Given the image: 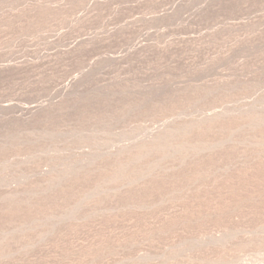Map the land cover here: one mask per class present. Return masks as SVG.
<instances>
[{"label":"rangeland","instance_id":"obj_1","mask_svg":"<svg viewBox=\"0 0 264 264\" xmlns=\"http://www.w3.org/2000/svg\"><path fill=\"white\" fill-rule=\"evenodd\" d=\"M0 264H264V0H0Z\"/></svg>","mask_w":264,"mask_h":264},{"label":"bare ground","instance_id":"obj_2","mask_svg":"<svg viewBox=\"0 0 264 264\" xmlns=\"http://www.w3.org/2000/svg\"><path fill=\"white\" fill-rule=\"evenodd\" d=\"M137 39H139V38H137ZM141 41L142 40H138V42L136 43V45L134 46V48L135 47H138V48H140L141 46H142V44H141ZM42 106L41 105H39V106H30V107H24V108H22V110L20 111L21 113H29V112H33L34 110H38L39 108H41ZM43 108V107H42Z\"/></svg>","mask_w":264,"mask_h":264}]
</instances>
